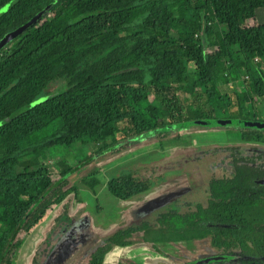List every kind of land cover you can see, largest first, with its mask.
<instances>
[{"label":"trees","instance_id":"trees-1","mask_svg":"<svg viewBox=\"0 0 264 264\" xmlns=\"http://www.w3.org/2000/svg\"><path fill=\"white\" fill-rule=\"evenodd\" d=\"M257 1L0 0V40L41 12L0 48V264H10L20 237L66 196L77 200V191L66 186L70 167L51 172L40 151L93 143L95 149L78 158L87 165L199 125L198 119H214L216 112H228L224 118L244 130L239 140L254 146L223 148L225 167L208 176L207 201L161 213L153 238L208 236L220 258L209 264H264V125H244L264 122L254 113L256 100L264 98L258 63L264 22L256 21ZM225 54L221 74L217 61ZM237 80L244 93L235 91ZM151 185L130 172L106 183L120 199ZM71 216L63 204L55 218L64 220L54 219V227ZM151 225L119 228L96 245L86 264H102L105 253L128 244L134 232L152 240ZM233 241L242 246L239 253ZM43 252L42 245L36 248L32 264H42Z\"/></svg>","mask_w":264,"mask_h":264},{"label":"rangeland","instance_id":"rangeland-1","mask_svg":"<svg viewBox=\"0 0 264 264\" xmlns=\"http://www.w3.org/2000/svg\"><path fill=\"white\" fill-rule=\"evenodd\" d=\"M256 6V21L262 23L264 22V0L257 1ZM217 63L219 71L221 70L220 73L224 74L226 54ZM258 63L264 70V59H259ZM55 84L58 87L62 85L60 80H57ZM233 86L236 92L244 93L245 88L241 80L235 81ZM256 102L258 105L257 110L254 112L256 118L264 119V98L257 99ZM215 116V119L224 118L228 116V112H216ZM239 125L234 121L216 127L193 124L187 129L174 130L163 139L143 140L136 144L139 145V148L137 157L133 158L134 161L122 163L114 168L111 167V160L116 156L114 154L96 158L88 162L87 165L79 164V157L82 158L84 154L95 149L93 143L87 144L86 147L79 142L71 146H57L40 151L38 153L39 159L51 172L58 171L59 173L63 168L70 167V172L66 175V186L70 191H77V201H79H74L73 193L66 196L67 198L63 200L60 206L54 208L53 212H49L44 220L56 219L55 217L61 214L63 204H69V214H74L73 208L71 209V203L74 202L78 207L75 215L70 218L71 223L79 227L86 225V227H89L88 230L92 229V233L97 232L105 235L114 232V221L108 223L107 219L102 220L93 217L91 211H87L90 208L88 205L92 204L91 202L88 203V198H92L87 193H90V191H108L106 186L108 179L127 172L132 173L133 176L141 180L150 181L152 186L149 191H185L191 193V195L187 194L189 200L194 197L192 199L194 202L203 203V200L208 198V194L205 193L208 176L218 173L221 168L225 167L226 152L223 151V148L237 145L241 150H244L254 146V144L239 140L238 136L243 130ZM260 148L264 149L263 147ZM164 180L166 182L163 185L160 184V181ZM193 193L195 195H192ZM101 198H98L99 204H101ZM112 208H116V206L112 205ZM104 216L116 220L118 213L115 209H112ZM56 220L64 219L59 217ZM89 221H91V225ZM99 221H106L108 226L101 228ZM76 229L79 233L77 235L78 241L79 237H82V230ZM47 236H50V234H47ZM28 244L17 252L18 256L22 251L30 252L31 248L27 247ZM233 246L238 249V252L242 250L240 245L233 244Z\"/></svg>","mask_w":264,"mask_h":264},{"label":"crops","instance_id":"crops-1","mask_svg":"<svg viewBox=\"0 0 264 264\" xmlns=\"http://www.w3.org/2000/svg\"><path fill=\"white\" fill-rule=\"evenodd\" d=\"M148 142L150 143V141ZM138 148L139 145L135 144L116 154L111 160V167L114 168L122 163L134 161L133 158L137 157ZM196 172L198 173V170ZM166 180L160 181V184L163 185ZM151 186L145 191L126 199L117 198L109 191H90V193H87L92 198H88V203L91 202L92 204L88 205L90 208L88 207L87 211L90 210L93 217L102 220L107 219L108 223L114 221L115 231L128 225L142 222L152 223L151 228L147 229V234L150 235L152 240H147L143 231L134 232L128 244L112 246L105 253L102 264H209L210 261L214 260L213 258L218 260L219 250L211 244V239L208 236L175 240L153 238L155 237L154 229L158 227L155 220L161 213L170 208L183 211L187 209L189 203L200 202H194L192 200L194 197L189 200L187 194L191 195V193L185 191H149ZM207 189L208 185L205 187L206 194H208ZM192 195H195V193ZM98 198H101V204H99ZM206 201L207 198L203 200V203ZM71 205V209L74 210L72 215H75L78 206L74 202ZM112 205H115L116 208H112ZM112 209H115L118 213L116 220L104 216ZM53 211L54 209L50 213ZM44 219L30 233H25L20 237L21 245L15 250L10 264H32L33 255L40 244H42L44 251L42 253V264H86L90 252L102 239L111 234L92 233L91 228L88 230L89 227H85L86 230L82 231V237H79L80 239L77 241L79 233L74 228L81 227L77 225L71 228L72 223L70 222L67 224L68 226L63 224L55 228L53 219ZM99 222L101 228L108 226L106 221ZM47 234H50V236H47ZM27 243H29L27 247L31 248L30 252L22 251L18 256L17 252L22 250ZM233 244L238 245L236 242ZM233 244L230 246L233 249L232 251L239 253L240 251L238 252ZM53 252L54 254H52Z\"/></svg>","mask_w":264,"mask_h":264},{"label":"water","instance_id":"water-1","mask_svg":"<svg viewBox=\"0 0 264 264\" xmlns=\"http://www.w3.org/2000/svg\"><path fill=\"white\" fill-rule=\"evenodd\" d=\"M41 15V12H38L36 15H34L31 19H29L26 23H24L23 25L15 28L12 31H9L1 40H0V48L3 47L6 43H8L10 40H12L13 38H15L18 34H20L25 28H27L31 23H33L34 21H36L37 18H39ZM56 92H49L47 94H43L38 96L37 98L33 99L32 101L26 103L25 105H23L22 107H20L17 110V114L23 113L26 110H28L32 105L37 104L45 99H47L48 96H53L55 95ZM230 121V119L228 118H218V119H213V118H207V119H198L197 123L199 125H203V126H207V127H216V126H223L226 125L228 122ZM259 124H264V122L261 121H257V120H246L244 121V125L245 126H258ZM71 228H74V226H76L75 224H71ZM79 227V226H78ZM85 227H81L78 228L82 231L85 230ZM76 229V228H74ZM55 252V251H54ZM54 252L52 254H54ZM47 262V261H45Z\"/></svg>","mask_w":264,"mask_h":264},{"label":"flooded vegetation","instance_id":"flooded-vegetation-1","mask_svg":"<svg viewBox=\"0 0 264 264\" xmlns=\"http://www.w3.org/2000/svg\"><path fill=\"white\" fill-rule=\"evenodd\" d=\"M264 125V124H263ZM228 161H229V159H227ZM228 161H227V163H228ZM228 166V165H227ZM227 166H226V168H227ZM261 166H264V162L261 164Z\"/></svg>","mask_w":264,"mask_h":264}]
</instances>
